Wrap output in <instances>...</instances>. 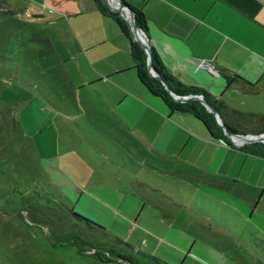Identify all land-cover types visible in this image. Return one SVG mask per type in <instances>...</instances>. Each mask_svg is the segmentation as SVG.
Returning <instances> with one entry per match:
<instances>
[{
  "label": "rangeland",
  "instance_id": "1",
  "mask_svg": "<svg viewBox=\"0 0 264 264\" xmlns=\"http://www.w3.org/2000/svg\"><path fill=\"white\" fill-rule=\"evenodd\" d=\"M29 2L42 15L23 13ZM71 5L0 0V264H208L185 252L197 243L192 236L179 243L178 228L238 264H264V194L242 211L224 195L197 189L138 141L96 129L98 120L83 108L92 102V88L72 85L79 71L67 58L101 30L87 14L69 13ZM102 49L88 55H103ZM97 137L103 146L92 141ZM75 145L77 166L84 160L98 172H110L114 183L119 176V186L139 198L136 220L95 207L93 200V210H87L80 206L85 195L77 191L64 198L60 176ZM55 157L59 177L50 170ZM69 210L104 229L86 226ZM89 244L117 253L131 245L136 253L129 262L103 260Z\"/></svg>",
  "mask_w": 264,
  "mask_h": 264
},
{
  "label": "crops",
  "instance_id": "2",
  "mask_svg": "<svg viewBox=\"0 0 264 264\" xmlns=\"http://www.w3.org/2000/svg\"><path fill=\"white\" fill-rule=\"evenodd\" d=\"M124 1L143 14L146 41L174 79L199 87L210 97L221 100L226 106L225 122L240 127L244 133H257L254 131L258 125L239 119L232 111L264 114V0ZM69 2L72 3L69 13L87 14L101 30L94 38L80 43L67 58L73 60L79 71L78 80L72 85L92 88L89 93L92 102L86 101L83 108L98 120L96 129L102 134L104 131L112 136L118 133L115 137L126 136L138 141L158 159L171 163L173 170L190 179L197 189L224 195L242 211L247 210V204L259 202L264 194V158L211 138L189 113L170 111L159 97L138 82L131 67L127 40L114 22L100 14L92 0ZM33 7L29 2L22 11L40 13ZM55 8L65 10L58 5ZM46 11L50 12V8ZM96 48L106 50L103 55L89 56L88 51ZM224 76L231 79L227 86ZM107 113L113 114L115 121ZM92 141L103 146L98 137ZM77 145L68 146L72 153L64 160L62 176L56 172L60 167L59 157L51 161L52 175L63 178L60 184L64 187L61 190L64 198L69 199L68 194L77 191L85 195L80 206L87 210L95 206L116 216L119 214L122 219L136 220L142 208L139 198L128 195V188L119 186V176L114 183L110 172L109 175L98 172L84 160L77 166L72 156ZM134 182L143 184L136 179ZM89 194L96 195V199ZM196 202L194 198L193 207L198 206ZM178 231L179 243L189 236L197 243L194 250L185 251L194 258L208 264H238L184 229L178 228ZM128 247L130 251L118 252L127 260H117H133L136 251L131 245Z\"/></svg>",
  "mask_w": 264,
  "mask_h": 264
},
{
  "label": "trees",
  "instance_id": "3",
  "mask_svg": "<svg viewBox=\"0 0 264 264\" xmlns=\"http://www.w3.org/2000/svg\"><path fill=\"white\" fill-rule=\"evenodd\" d=\"M94 5L96 6L97 11L110 18L119 32L126 38L127 40V47H128V55L132 61V68L135 71L136 78L138 82L144 86V88L150 92L151 94L159 97L163 103L166 105V107L171 111V110H177L181 112H186L189 113L191 116H193L196 120H198L208 135L211 138L221 140L222 142H225L229 145H232L229 141L228 138L225 136L222 128L215 122L213 115L205 109V107L199 103L197 100L194 99H188L183 102H178V101H173L169 94L167 93L166 89L164 88L163 84L148 75L147 70H146V63H145V53L139 43L131 39L129 35V30L128 26L126 23V20L122 18L118 12L113 11L109 9L103 0H92ZM120 3L126 4L124 0H119ZM132 12H133V21L136 26V28L142 30L146 34V25H145V20L144 16L141 13L140 10L131 7ZM148 44L150 54H151V67L152 69L162 78V80L167 84L169 89L177 95H186V94H201L204 100L210 104L218 113V115L222 118L224 116V112L226 110L225 104L218 99H214L209 96L207 92H205L203 89L193 86V85H186L178 82L176 79H174L166 70L165 68L161 65L154 49ZM225 79V85L227 86L230 82L231 79L228 78V76H224ZM233 113H237L239 115V119L241 120H251L254 124L258 125V129L254 132H264V114H258V113H250V112H239V111H232ZM225 127L234 132H239L237 130V127L232 126L231 124L225 122L223 120ZM239 133H244V132H239ZM242 151L259 156L261 158H264V143L259 142V141H254L250 143H245L240 146H238ZM70 214L74 219H76L79 222L84 223L86 226L90 228H96L98 230H103L104 228L99 226L98 224H95L94 222L73 213L71 210H69ZM112 236L116 241L117 239L115 236L112 234H109ZM120 243L125 244L122 241H118ZM126 245V244H125ZM90 248L93 250L92 254L96 257H99L103 260H110V259H125L122 255L116 252L111 247L108 248H102L100 250H96V248L92 247L89 244ZM129 261V260H128Z\"/></svg>",
  "mask_w": 264,
  "mask_h": 264
},
{
  "label": "water",
  "instance_id": "4",
  "mask_svg": "<svg viewBox=\"0 0 264 264\" xmlns=\"http://www.w3.org/2000/svg\"><path fill=\"white\" fill-rule=\"evenodd\" d=\"M105 5L113 10L119 13V15L126 20L129 35L131 39L139 43L141 48L143 49L145 53V63H146V70L149 76L159 80L164 88L166 89L167 93L169 94L170 98L173 101L183 102L188 99H194L197 100L199 103H201L207 111H209L215 120V122L222 128L225 136L230 140V142L235 143L237 146H240L245 143H250L254 141H259L264 143V132H258V133H239L230 131L225 127L224 122L222 121V118L218 115L216 110L208 104L201 94H186V95H177L174 94L167 84L162 80V78L152 69L151 67V54L150 50L147 44V35L140 29L136 28L134 21H133V12L132 9L128 4H122L119 2V0H114L113 4H110L108 0H103ZM31 16H39L41 13H32Z\"/></svg>",
  "mask_w": 264,
  "mask_h": 264
},
{
  "label": "built area",
  "instance_id": "5",
  "mask_svg": "<svg viewBox=\"0 0 264 264\" xmlns=\"http://www.w3.org/2000/svg\"><path fill=\"white\" fill-rule=\"evenodd\" d=\"M108 2L110 3V4H113L114 3V0H108ZM49 11V10H48ZM209 67H210V65H209ZM229 142H230V140H229ZM232 145H234V146H237L235 143H232V142H230ZM238 147V146H237Z\"/></svg>",
  "mask_w": 264,
  "mask_h": 264
}]
</instances>
